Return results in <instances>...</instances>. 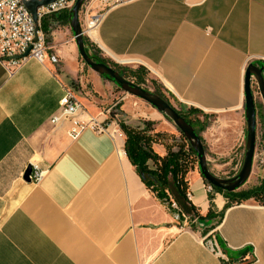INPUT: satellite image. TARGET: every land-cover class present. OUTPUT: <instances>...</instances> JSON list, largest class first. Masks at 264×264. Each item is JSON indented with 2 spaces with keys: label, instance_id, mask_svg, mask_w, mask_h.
I'll return each mask as SVG.
<instances>
[{
  "label": "crops",
  "instance_id": "0c3cea01",
  "mask_svg": "<svg viewBox=\"0 0 264 264\" xmlns=\"http://www.w3.org/2000/svg\"><path fill=\"white\" fill-rule=\"evenodd\" d=\"M90 12L91 29L79 14L89 50L145 68L182 107L212 115L201 138L220 135L208 139L214 154L242 146L245 71L264 66V0H112ZM68 14L48 16L43 63L0 64V264H264V202L233 204L217 225L191 228L146 189L115 121L103 124L120 99L116 85L80 63ZM66 88L82 107L74 121H96L105 133L86 129L74 140L70 121L50 122ZM252 92L257 148L264 104L254 81ZM145 113L152 123L163 118L151 106ZM31 165L44 172L37 184L24 179ZM198 169L187 175L188 199L205 217L209 187ZM211 195L217 214L227 199Z\"/></svg>",
  "mask_w": 264,
  "mask_h": 264
},
{
  "label": "trees",
  "instance_id": "16d2710c",
  "mask_svg": "<svg viewBox=\"0 0 264 264\" xmlns=\"http://www.w3.org/2000/svg\"><path fill=\"white\" fill-rule=\"evenodd\" d=\"M54 15L55 14L49 16L53 17ZM48 18L49 17L46 16L40 19V30L46 36L51 29ZM67 20H70V12L67 16ZM85 52L94 62L105 64L113 68L120 76L126 78L120 69L115 68L116 65L114 63H109V61L99 57L97 54H91L87 45L85 46ZM139 82H142L141 78H138V82L136 84ZM161 98L163 99V97ZM164 101L167 102V100ZM167 103L169 104V102ZM180 107V110L175 111L193 129L194 133L199 137L205 151L203 139L201 138L200 133L203 132L209 124L203 123L192 117L193 115H202L200 110L190 108L185 111L181 105ZM143 125L144 127L141 128L130 127L125 125L123 122H119L118 124L119 129L124 136L125 154L131 165L135 168L146 189L149 190L160 203L164 204L170 212L178 214L179 221H183L184 217H187L188 219V217L193 215L197 221L211 222L214 218L212 203L213 198H211L213 195L210 194L208 196L210 199V210L205 217L200 216L196 208L188 199L187 175L196 165L198 166V159L195 151L187 139L179 131L182 143L175 146L163 144V135L153 132L151 129V125H153L152 122L144 121ZM154 144L164 145L166 154L163 157H160L153 150ZM174 147H176V150H174ZM206 184L211 188L213 193H222L228 200V203L224 206L220 213L221 216H223V213L233 204H240L250 199H253L256 202L259 201L258 203L264 202V179L261 180L260 184L256 187L248 188L247 190L240 189L239 191L234 192L221 190L211 186L207 182ZM171 188L175 189L176 197L174 199L177 205H179V211L172 210L170 200V197L172 196Z\"/></svg>",
  "mask_w": 264,
  "mask_h": 264
},
{
  "label": "rangeland",
  "instance_id": "374dc122",
  "mask_svg": "<svg viewBox=\"0 0 264 264\" xmlns=\"http://www.w3.org/2000/svg\"><path fill=\"white\" fill-rule=\"evenodd\" d=\"M99 0H86L80 10V12H84L85 9H91V15H100L102 14L103 10L106 8L107 5H109L112 0H109L108 2H100L98 3ZM90 53L91 54H97L98 52L95 48L90 47ZM107 60V59H105ZM109 61L111 63L112 61ZM80 63L84 64V67L87 69V65L82 61L80 57ZM114 63L116 66L115 68L120 69L121 72L124 74L128 82L148 91L149 93H152L158 97H163V100H167L169 104L175 109V110H180L181 107L178 104V102L172 98L164 89L163 87L155 81L149 71H147L145 68L138 66L135 63ZM88 69H90L88 67ZM113 69V68H112ZM102 77V76H101ZM138 78L142 79V82H138ZM108 79L105 77H102V81H107ZM114 93L116 94V97L120 98L121 100L115 99V101H119L118 103H114L113 108L110 110L106 121L103 122V124L110 125L112 121H115V124L118 126L119 122H123L125 125L130 126V127H141L143 128V122L147 121L150 122V117L145 113V109H149V105L143 102L142 100L136 99L135 97L124 93L122 89H120L117 86H113ZM160 97V98H161ZM162 99V98H161ZM130 101H137L139 104H134L131 103ZM120 106H124L125 112H121L119 110ZM190 108H184L183 110L187 111ZM193 118L198 119L199 121L203 123H208L211 124L213 120V116L210 114H205L202 112V115H193ZM112 126V125H111ZM119 128V126H118ZM208 128V127H207ZM151 129L153 130L154 133H159L163 135V144H169V145H177L179 143H182V140L180 138V133L175 127V125L172 123L171 120H169L167 117L163 116L162 120L160 122H153V125H151ZM120 130V129H119ZM206 130V129H205ZM204 130V131H205ZM203 131V132H204ZM203 132L200 133V136H202ZM216 136H220L213 133H210L207 138L204 140L203 139V145L205 147V156L206 160L209 159L210 161H206L207 163V168L210 171L212 175H214L216 178L219 179H230L232 176L234 177L237 175V173L240 171L243 159H244V153H245V145H246V134L243 135V142L242 146L237 149H231L227 151H219V153H226L223 156L222 155H217L214 154V152L210 151V146L208 139H214ZM206 137V136H205ZM163 148L165 150L164 145L162 144H154L153 145V150L157 153V151ZM174 150H176V147H174ZM256 155L253 160V167H252V173L251 176L252 180L250 185L246 188V190L250 187H256L260 184V181L264 179V135L260 134L259 139H258V145L257 148L255 149ZM206 184V183H205ZM207 187H209L206 184ZM243 189V188H240ZM209 194L208 196L212 193L213 191L210 189L208 190ZM171 197L170 200L175 202V189L171 188ZM211 198H213L211 196ZM210 200V199H209ZM248 201V200H247ZM259 202V201H258ZM228 203V200H227ZM226 203V204H227ZM179 207V205H178ZM214 207V206H213ZM221 211L217 214L213 213L214 218L212 219V222L215 223L216 225L220 222L222 216H221ZM188 224L192 228H197L198 225L195 222L196 218L191 215L188 217L186 220Z\"/></svg>",
  "mask_w": 264,
  "mask_h": 264
},
{
  "label": "water",
  "instance_id": "95a60500",
  "mask_svg": "<svg viewBox=\"0 0 264 264\" xmlns=\"http://www.w3.org/2000/svg\"><path fill=\"white\" fill-rule=\"evenodd\" d=\"M56 0H25L24 6L30 12L32 19L36 25L35 32L39 31L38 27V14L39 8L46 7ZM86 0H76L73 8L70 11V28L74 35V39L78 48V53L82 61L96 74L105 76L109 81L113 82L117 87L122 89L124 93L129 94L136 99L142 100L158 113L167 117L175 125L187 139L191 147L196 153L198 159V168L203 179L211 186L219 188L227 192H234L244 186L252 173L253 159L256 149V103L252 92V81L258 90L259 98L264 104V66L249 65L245 71L244 77V95H245V120L247 124L246 131V145L244 159L240 171L230 179H219L210 173L207 168L205 151L199 137L194 133L193 129L186 123V121L178 115L175 109L160 97L149 93L148 91L128 82L118 74L111 67L94 62L85 52V45L83 40V30L81 28L79 14L80 10ZM37 41L35 35L34 43ZM30 49L22 56L14 57V59H21L28 56ZM32 172L29 166L25 173L24 179L30 182L28 177Z\"/></svg>",
  "mask_w": 264,
  "mask_h": 264
},
{
  "label": "built area",
  "instance_id": "2783aa9c",
  "mask_svg": "<svg viewBox=\"0 0 264 264\" xmlns=\"http://www.w3.org/2000/svg\"><path fill=\"white\" fill-rule=\"evenodd\" d=\"M24 1L0 0V64L10 70L17 69L29 59H33L38 63L44 62L47 58L46 40L45 34L40 30V19L62 11L70 12L76 2V0H56L46 7L39 8L37 11L39 31L36 34V25L30 12L24 6ZM108 1L106 0L105 2ZM120 1L124 0H116V2ZM88 12L89 9L87 8L83 13L84 27L91 29L96 27L98 19L91 18ZM35 35H37V41L34 43ZM29 49L28 56L14 59V57L24 55ZM51 59L53 58L51 57ZM118 102L116 101V103ZM59 104L58 115L53 116L50 122L57 124L60 120L70 121L72 126L68 131V135L72 139L75 140L86 129H90L96 134H102L108 130L107 126L93 120L86 122L74 121L82 107L71 88L65 89ZM114 132H118L117 126ZM30 167L32 172L28 179L31 183L37 184L42 179L44 172L36 165H31Z\"/></svg>",
  "mask_w": 264,
  "mask_h": 264
}]
</instances>
